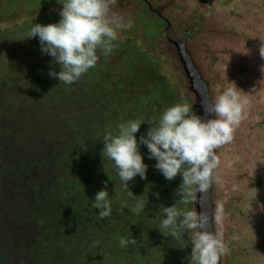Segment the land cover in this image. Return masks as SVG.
<instances>
[{
	"label": "rangeland",
	"instance_id": "rangeland-1",
	"mask_svg": "<svg viewBox=\"0 0 264 264\" xmlns=\"http://www.w3.org/2000/svg\"><path fill=\"white\" fill-rule=\"evenodd\" d=\"M59 3L62 0H0V77L7 78L9 82L8 87H4L2 93L0 91L3 96L0 110L5 114L3 124L10 125L0 126V156L10 159L30 156L28 149L21 151L20 146L28 144L33 128L39 126L43 131L48 119L42 116L37 125V122L27 121L20 114L27 108L38 109L41 115L45 114L44 109L51 108L46 106L52 97L49 95L55 92L68 98L93 97L90 108L95 113L99 112L98 103H102L103 98V106L112 123L116 124L125 122L123 110L142 112L144 106L152 112L150 117L153 120L163 109L176 103H187L199 115L198 109L193 107L196 99L190 92L176 48L166 37L176 42L185 41V51L207 86L210 102L234 86L243 94L241 96L237 92L239 100L246 102L244 118L235 128L232 142L215 150L219 164L214 170L210 203L213 232L222 238L223 243L220 264H264V0H118L114 10L125 21L131 17L134 21L132 27L121 30L114 42L117 45L114 51L107 56L100 54L97 65L72 85L49 77V71L58 72L59 66L50 67L51 57L41 54L38 38H27L32 23L47 25L58 22V12L62 8ZM125 92L136 96L121 101ZM32 94L37 96L29 97ZM23 97H29L27 104L20 102ZM37 97H41V101ZM79 108L77 103L76 110ZM144 127L136 133L137 140L141 134H146ZM92 128L95 145L100 142L103 129L96 125ZM6 144L7 149L4 147ZM74 146H79L76 140ZM146 151L144 146L140 147V152ZM93 155L89 162L94 167L106 164L104 156L97 152ZM0 172L13 174V164L1 162ZM155 172L157 174L148 179L153 183L151 189L156 188L159 194L165 189L163 196L176 193L182 183L181 176L178 174L172 181H167L158 170ZM71 175L78 182V188L73 186L74 180H65L61 171L42 187L45 197H48L44 202L52 207L47 208V218L40 223L26 216L25 224H39V232L30 229L29 245L20 253L16 252L17 262L97 264L96 259L101 254L102 264L144 262L145 257L140 258L137 254L136 259H127L125 247H109L108 250L105 245V250L99 253L96 242L91 249L90 245L80 242L69 251L63 250V240L69 241L74 235L69 219L82 212L80 190L84 183L78 175ZM142 187L136 186L138 190ZM69 196H76L71 211L65 210L64 203L70 199ZM175 197L169 206L175 204L185 210L195 206L191 198L184 202ZM162 202L164 198L160 203L157 199L153 204L156 214L148 218L157 232L154 237L155 256L163 254L169 259L170 254L174 256L176 253L175 246L178 245L182 254L177 257L181 264H188L193 234L178 229L176 236H163L158 231V211ZM218 203L224 210L219 224L214 219ZM27 204L31 206L30 201ZM134 205L130 204V209ZM63 219L65 222L60 226L58 222ZM136 219L124 224H140ZM120 235H124L122 230H111L109 239L118 242ZM35 241L38 246H35Z\"/></svg>",
	"mask_w": 264,
	"mask_h": 264
},
{
	"label": "clouds",
	"instance_id": "clouds-1",
	"mask_svg": "<svg viewBox=\"0 0 264 264\" xmlns=\"http://www.w3.org/2000/svg\"><path fill=\"white\" fill-rule=\"evenodd\" d=\"M59 4L62 8L58 22L32 23L27 38H38L41 54L51 57L50 67L59 66L58 72L49 71V77L72 85L97 65L100 54L107 56L114 51L119 32L130 29L134 21L131 17L125 21L114 10L118 0H62ZM237 92L234 86L215 96L211 104L203 103L205 114L213 115L212 119L197 115L187 103H176L163 109L155 120L130 119L119 123L115 132L106 131L102 136L103 156L114 166L122 187L131 195L128 182L136 176L146 179L148 165L143 162L141 146L167 181L181 176L175 195L184 202L191 198L200 210L196 206L187 210L175 204L160 206L158 231L163 236H176L178 229L193 234L188 264H219L222 238L209 230L212 216L200 201L215 180L214 170L219 164L215 150L232 142L233 132L244 118L246 102L239 100ZM142 124L150 127L137 140ZM153 195L159 199L158 193ZM90 207L98 210L101 220L111 215L106 186L95 194ZM145 207L143 200H137L131 211L140 214ZM223 211L218 203L214 214L217 224L222 221ZM136 244L132 236L119 238L121 247Z\"/></svg>",
	"mask_w": 264,
	"mask_h": 264
},
{
	"label": "trees",
	"instance_id": "trees-1",
	"mask_svg": "<svg viewBox=\"0 0 264 264\" xmlns=\"http://www.w3.org/2000/svg\"><path fill=\"white\" fill-rule=\"evenodd\" d=\"M8 85L7 78L0 77L1 93L3 88L8 87ZM126 90L130 91L127 88ZM1 93L0 106L3 99ZM51 94L49 96L53 98H49L46 104V106L51 108H45V114L41 115L38 109H36L38 110L36 112V110L28 108L20 114L27 121L37 122V125L40 124L42 116L48 119L47 127H44L43 131L39 126L33 128L30 133L31 139L27 142L28 144H21L20 146L21 151L27 148L30 156L24 158L15 156L14 159H10L8 156H0V163H12L14 167L13 174L7 175V172H0V175L6 173L0 178V220L2 219L0 221V264H25L23 261L17 262L19 258L16 252L20 253L22 249L28 247L30 229L35 230V233L39 232V224L26 225L25 221L28 217H31L34 222L40 223V221L47 218L45 217L48 211L47 208L52 206L48 202H44L48 197H45L43 188L48 181H52L55 178V173L59 171H61L65 180H74L75 184L73 186L75 187L78 186V182L71 175L72 173L78 175L79 179L84 183V188L80 190V197H84H81L82 206L80 208L82 212L76 213L69 219V224L74 227V235L70 236L69 241L63 240L65 243L64 251L71 250L80 242H84L85 246L90 245V249L92 244L96 242L99 253L105 250V245H107L108 250L109 247L120 249L119 241L109 239L111 230L112 232H117L120 229L124 233L122 237L128 238L132 236L133 239L137 240L135 246L129 245L125 247L128 254L126 256L127 259H132L131 257L136 259L135 255L137 254L140 258L145 257V259L143 258L144 262L139 261L138 264H181L180 258L177 256L179 253L182 254V249L178 245L175 246L176 253H174V256L170 254L169 259L168 256L166 257L163 254L158 257L155 256L156 241L154 237L157 232L148 220V218H152L156 214L153 204L156 203L157 198L153 194H159V191H155L156 188L151 189L153 183L148 182V179L152 178V174H157L154 167L155 160L147 158V151L141 152L144 157L143 162L148 165L146 179L136 176L132 181L128 182L129 191L133 194L131 195L122 187L111 162L106 160L107 165L101 163L96 167L89 162V159L94 156L93 153L97 152L98 155L103 156L102 136L107 130L115 132L118 125L110 120L108 112H106L107 109L103 106V98L102 103H98V106H100L99 112L95 113L94 109L90 108L94 102L93 97L84 95L77 98H68V96H62L63 94L56 92ZM34 96L36 97L37 94H32L29 97ZM134 96L136 95L126 93L121 98V101H127ZM29 97H23L20 102L27 104ZM37 99L41 101V97H37ZM77 103L80 108L76 110ZM151 113L145 106L142 112L136 110L133 113L131 111L129 113L127 110H123L124 121L136 118L148 119L151 118ZM4 115L3 111L0 110V126L4 122L2 120ZM96 121H99V124H95ZM90 124L102 126L103 129V132L100 133L101 140H98L100 142L95 145L93 141L94 131ZM3 125L10 126L9 124ZM143 127L144 131L147 132L150 125L142 124L140 128ZM75 140L78 142V148L74 146ZM81 140H84V142ZM4 147L7 149V144ZM138 184L143 186L141 190L136 188ZM105 186L110 196L112 211L109 217L101 220L98 210L91 208L90 204L95 194L101 189H105ZM164 191L166 190H161L158 203L164 198V202L160 206L169 207L176 195L173 192L172 195L171 193H166L163 196L162 193ZM69 197L70 199L65 200L64 203L66 204L65 210L68 208L71 211L76 196ZM140 197H142L146 207L142 213L136 214L131 211L130 204H135ZM28 201L31 202V206L27 204ZM31 212L32 214L29 216ZM134 219L140 221V224H124L125 221L129 222ZM64 222L63 219L62 222L58 223L62 226ZM96 233H98L97 237ZM35 243V246H38L36 241ZM101 256H99V259L97 257V264L103 263Z\"/></svg>",
	"mask_w": 264,
	"mask_h": 264
},
{
	"label": "water",
	"instance_id": "water-1",
	"mask_svg": "<svg viewBox=\"0 0 264 264\" xmlns=\"http://www.w3.org/2000/svg\"><path fill=\"white\" fill-rule=\"evenodd\" d=\"M168 37V36H167ZM176 48L178 58L180 61V64L183 68V71L185 73L186 78L189 82V89L190 92L194 95L196 99V104L193 106L194 108L198 109L199 115L203 117L205 120L214 118L211 114H205L203 103L205 104H211L209 99V93L206 84L202 81L198 71L195 69L191 58L185 51V41L176 42L169 40ZM210 193L211 188L209 189L208 193L204 197L202 201H200L203 206L210 211V214L212 216V206L210 203ZM197 208V211L200 210V206L197 204L195 205ZM212 220V219H211ZM209 230L213 232L212 224L210 221ZM214 233V232H213ZM220 264V260H219Z\"/></svg>",
	"mask_w": 264,
	"mask_h": 264
},
{
	"label": "flooded vegetation",
	"instance_id": "flooded-vegetation-1",
	"mask_svg": "<svg viewBox=\"0 0 264 264\" xmlns=\"http://www.w3.org/2000/svg\"><path fill=\"white\" fill-rule=\"evenodd\" d=\"M168 40H170L168 37H166Z\"/></svg>",
	"mask_w": 264,
	"mask_h": 264
}]
</instances>
